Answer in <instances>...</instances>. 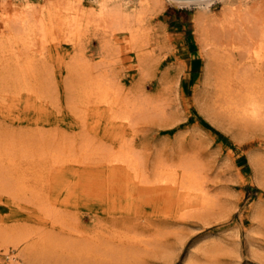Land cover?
<instances>
[{
	"label": "bare ground",
	"instance_id": "1",
	"mask_svg": "<svg viewBox=\"0 0 264 264\" xmlns=\"http://www.w3.org/2000/svg\"><path fill=\"white\" fill-rule=\"evenodd\" d=\"M214 1L0 0V117L35 127H0V191L45 205L42 215L53 224L39 234L0 229L6 260L148 264L169 225L220 213L198 158L186 153L175 159L159 153L147 158L126 138V128L160 116L161 107L137 93L122 96L115 76L121 45L135 51L140 72L147 70L153 55L152 18L167 5H195L193 27L205 72L216 81V110L244 127L264 126V0H218V13L210 8ZM93 39L96 58L88 52ZM61 86L73 115L69 122L60 116ZM63 125L72 132L60 130ZM248 159L257 185L264 187V162L252 154ZM120 191L124 203L111 208L148 219L152 229L147 234L123 222L90 239L74 234L79 230L72 211L81 199ZM253 218L264 225L260 209ZM212 245L195 248L188 264L195 252L209 253Z\"/></svg>",
	"mask_w": 264,
	"mask_h": 264
},
{
	"label": "rangeland",
	"instance_id": "2",
	"mask_svg": "<svg viewBox=\"0 0 264 264\" xmlns=\"http://www.w3.org/2000/svg\"><path fill=\"white\" fill-rule=\"evenodd\" d=\"M210 8L218 13L221 1H214ZM196 12L195 5H167L151 20L153 34L149 48L153 55L147 70L139 71L135 51L124 44L120 46L121 64L116 65L115 76L122 96L140 94L159 104L162 113L138 119L134 129H125L126 138L133 139L137 147L147 153V158L155 153L171 159L183 153L198 158L205 167L208 192L217 196L221 207L215 218L212 215L205 219L192 216L169 225L161 238L160 248L149 254L147 262L188 264V256L195 248L213 244L209 253L195 252L193 264H264V225L262 220L253 218L256 209L263 211L264 216V187L257 185L248 159L252 154L264 162V126L244 127L216 110V81L205 72L206 59L194 32ZM97 48V41L93 39L89 55H95ZM59 95L60 116L66 115L69 122L73 115L65 105L62 86ZM52 111L55 112V108ZM6 113L3 110L2 114ZM0 127L28 131L35 128L2 117ZM51 128L54 126H45L43 130ZM100 128L105 131L103 126ZM65 129L72 132L64 125L60 127L62 131ZM120 192L112 196L92 193L81 199L77 209L72 211L79 230L75 228L74 234L82 240L90 239L96 231L106 232L122 222L147 234L151 228L148 219L147 222L133 219V214L111 208L117 201L124 203V194ZM44 206L28 195L0 191V229L49 232L53 224L42 215L46 211ZM143 211L148 213L150 208ZM207 222L212 223L206 225ZM55 232L56 229L52 231ZM3 250L0 246V264H49L23 261L18 256L16 261L10 262L4 258ZM51 264L92 263L67 260Z\"/></svg>",
	"mask_w": 264,
	"mask_h": 264
}]
</instances>
